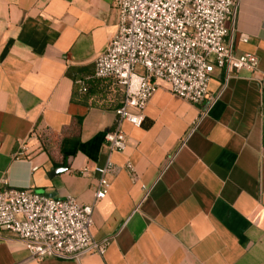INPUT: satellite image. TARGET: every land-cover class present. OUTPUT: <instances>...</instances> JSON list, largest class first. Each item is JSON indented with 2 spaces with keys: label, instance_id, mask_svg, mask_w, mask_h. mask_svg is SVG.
<instances>
[{
  "label": "crops",
  "instance_id": "obj_1",
  "mask_svg": "<svg viewBox=\"0 0 264 264\" xmlns=\"http://www.w3.org/2000/svg\"><path fill=\"white\" fill-rule=\"evenodd\" d=\"M116 24L114 0H0V187L93 202L90 234L108 241L102 255L35 260L0 230V264H264V0H238L225 22L256 69L214 67L198 104L156 80L93 201L122 97L93 62Z\"/></svg>",
  "mask_w": 264,
  "mask_h": 264
},
{
  "label": "built area",
  "instance_id": "obj_2",
  "mask_svg": "<svg viewBox=\"0 0 264 264\" xmlns=\"http://www.w3.org/2000/svg\"><path fill=\"white\" fill-rule=\"evenodd\" d=\"M238 0H114L117 24L93 62L96 78L110 79L121 89V102L114 121L103 134L107 155L92 170L98 175L93 201L108 190V175L116 171L113 151L125 147L122 121L139 126L144 107L165 81L171 94L190 103L203 101L214 67L225 75L253 71V53L234 54L226 40L225 22L232 17ZM135 66L141 68L135 71ZM85 91L83 81H74ZM126 167L132 170L129 162ZM35 166L31 167L34 170ZM83 166L79 172L85 173ZM0 187V230L15 234L31 259H77L86 253L102 255L107 240L90 234L92 203L75 197H48L29 188H16L3 181Z\"/></svg>",
  "mask_w": 264,
  "mask_h": 264
},
{
  "label": "rangeland",
  "instance_id": "obj_3",
  "mask_svg": "<svg viewBox=\"0 0 264 264\" xmlns=\"http://www.w3.org/2000/svg\"><path fill=\"white\" fill-rule=\"evenodd\" d=\"M135 71L136 72H140L141 71V68L139 66H135Z\"/></svg>",
  "mask_w": 264,
  "mask_h": 264
},
{
  "label": "trees",
  "instance_id": "obj_4",
  "mask_svg": "<svg viewBox=\"0 0 264 264\" xmlns=\"http://www.w3.org/2000/svg\"><path fill=\"white\" fill-rule=\"evenodd\" d=\"M120 102H121V100H120ZM120 102H119V104H120ZM119 104H118V105H119ZM118 105H117V106H118Z\"/></svg>",
  "mask_w": 264,
  "mask_h": 264
},
{
  "label": "water",
  "instance_id": "obj_5",
  "mask_svg": "<svg viewBox=\"0 0 264 264\" xmlns=\"http://www.w3.org/2000/svg\"><path fill=\"white\" fill-rule=\"evenodd\" d=\"M56 170V169H55Z\"/></svg>",
  "mask_w": 264,
  "mask_h": 264
}]
</instances>
